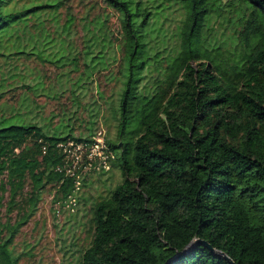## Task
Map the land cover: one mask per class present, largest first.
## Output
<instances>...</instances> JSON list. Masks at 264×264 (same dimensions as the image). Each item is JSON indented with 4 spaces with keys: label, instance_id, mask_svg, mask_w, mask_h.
Wrapping results in <instances>:
<instances>
[{
    "label": "trees",
    "instance_id": "trees-1",
    "mask_svg": "<svg viewBox=\"0 0 264 264\" xmlns=\"http://www.w3.org/2000/svg\"><path fill=\"white\" fill-rule=\"evenodd\" d=\"M62 1L0 0V56L69 51ZM101 1L117 11L123 41L117 142L108 143L122 178L92 204L77 264H264V0H233L225 24H214V0H167L178 6L169 34L163 0ZM89 24L84 33L104 36L105 21ZM68 137L0 120V205L6 191V211H18L0 214V264H15L7 245L41 188L71 194Z\"/></svg>",
    "mask_w": 264,
    "mask_h": 264
},
{
    "label": "rangeland",
    "instance_id": "rangeland-1",
    "mask_svg": "<svg viewBox=\"0 0 264 264\" xmlns=\"http://www.w3.org/2000/svg\"><path fill=\"white\" fill-rule=\"evenodd\" d=\"M232 1L214 0L218 7L214 24L228 21L233 14ZM170 3L163 0L162 4L169 6L166 18L171 20H165L162 27L167 34L178 20V6ZM57 9L59 21L67 14L72 19V33L67 38L69 51L64 47L61 51L47 48L50 53H60V57L48 54L47 58L18 52L0 56V120L35 123L46 133L82 137L89 142L81 141L80 149L68 140L62 142L66 171L74 173L75 186L66 198H54V188L48 184L38 191L27 219L7 245L15 256V264H77L80 250L91 237L92 204L122 178L114 158L118 148L108 145L117 142V102L124 78L117 11L101 0H63ZM170 10L174 12L169 13ZM162 20L164 16L157 19ZM84 21L91 22L89 27L105 21L104 36L101 31L93 33L95 37L90 31L84 33ZM88 37L92 45L90 52L84 54ZM147 70L146 80L155 70L154 64ZM92 141H100L105 147L90 154ZM23 191H29L28 184ZM2 195L0 214L13 217L18 213L17 204L6 211V191ZM20 203L25 206L26 202L21 198Z\"/></svg>",
    "mask_w": 264,
    "mask_h": 264
},
{
    "label": "built area",
    "instance_id": "built-area-1",
    "mask_svg": "<svg viewBox=\"0 0 264 264\" xmlns=\"http://www.w3.org/2000/svg\"><path fill=\"white\" fill-rule=\"evenodd\" d=\"M67 141V140H66ZM68 143L70 144V145H72V146H76V149H80L81 147H82V144L80 143L81 141H74V140H72V139H68ZM91 143V144H90ZM90 143H87V144H90L89 145V153L90 154H94V153H96V151L99 149V148H101V149H103V147H105L104 146V144L103 143H101L100 141L99 142H97V141H92V142H90ZM60 145H61V147L63 146V143L61 142L60 143ZM63 152H64V155L66 156V153H65V147L63 146ZM71 199H73L72 197H70Z\"/></svg>",
    "mask_w": 264,
    "mask_h": 264
},
{
    "label": "water",
    "instance_id": "water-1",
    "mask_svg": "<svg viewBox=\"0 0 264 264\" xmlns=\"http://www.w3.org/2000/svg\"><path fill=\"white\" fill-rule=\"evenodd\" d=\"M209 246V245H208Z\"/></svg>",
    "mask_w": 264,
    "mask_h": 264
}]
</instances>
